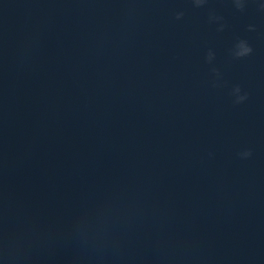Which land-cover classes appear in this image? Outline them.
<instances>
[{"label": "water", "instance_id": "95a60500", "mask_svg": "<svg viewBox=\"0 0 264 264\" xmlns=\"http://www.w3.org/2000/svg\"><path fill=\"white\" fill-rule=\"evenodd\" d=\"M261 3L0 0V264H264Z\"/></svg>", "mask_w": 264, "mask_h": 264}, {"label": "clouds", "instance_id": "9594fccd", "mask_svg": "<svg viewBox=\"0 0 264 264\" xmlns=\"http://www.w3.org/2000/svg\"><path fill=\"white\" fill-rule=\"evenodd\" d=\"M192 4L196 8L204 7L208 0H191ZM233 7L238 11H244L248 0H231ZM259 10L264 13V3L259 4ZM184 16L183 11H178L176 13V19L179 20ZM208 22L214 23L217 25V31H223L226 27L225 23L223 22V17L217 15L214 11H210L208 14ZM249 31H255V25L249 24L248 25ZM253 52V48L251 44L243 38H238L235 43L233 44L232 48L229 49V55L233 59H242L244 57L250 56ZM216 54L214 50L209 49L206 53L205 60L209 65H213L210 68L211 73L213 74L212 86L217 87L219 86V82L222 78V74L220 70L214 66L213 62L215 60ZM230 95L233 97L234 104H242L248 99V93L244 91L241 85L236 84L231 88ZM211 155V153L209 154ZM238 156L241 159H248L252 156L251 149H243L238 153Z\"/></svg>", "mask_w": 264, "mask_h": 264}]
</instances>
